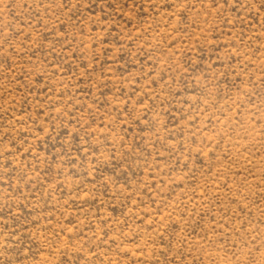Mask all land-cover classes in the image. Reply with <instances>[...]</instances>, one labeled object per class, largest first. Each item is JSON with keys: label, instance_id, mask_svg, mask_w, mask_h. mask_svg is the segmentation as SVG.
<instances>
[{"label": "rangeland", "instance_id": "1", "mask_svg": "<svg viewBox=\"0 0 264 264\" xmlns=\"http://www.w3.org/2000/svg\"><path fill=\"white\" fill-rule=\"evenodd\" d=\"M0 264H264V0H0Z\"/></svg>", "mask_w": 264, "mask_h": 264}]
</instances>
